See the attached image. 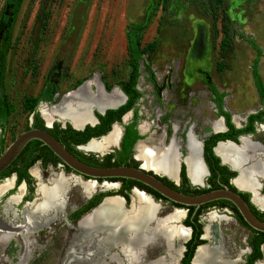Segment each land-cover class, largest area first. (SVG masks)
<instances>
[{
  "label": "rangeland",
  "instance_id": "374dc122",
  "mask_svg": "<svg viewBox=\"0 0 264 264\" xmlns=\"http://www.w3.org/2000/svg\"><path fill=\"white\" fill-rule=\"evenodd\" d=\"M40 1L23 0L11 26L9 42L6 43L5 33L10 24L11 13L5 0H0V99L8 108L4 131L0 128L3 148L26 128L31 110L24 106V99L36 97L41 88L49 91L51 97L40 100L35 105V111L40 115L44 111L49 115L50 112L54 113L62 105L66 93L82 84L87 85L92 96L99 91L100 97L109 99L111 96H103V89L109 91L114 86V81L124 78L129 71L124 32L127 25L135 22L145 24L140 31L141 46L154 42L153 49L142 52L139 60L138 87L142 91L139 110L145 117L150 113L146 119L155 122L152 111L158 108L166 119L164 137L159 136L155 141L144 138L139 140L140 143L146 146L161 143L166 147L170 140L174 141L179 164L186 154L185 133L189 131L195 134L197 140H201L212 130L210 121L214 118V109L202 76L218 91L225 93L223 108L230 114L236 127L244 123L248 113L259 108L250 70L254 50L238 34L243 32L253 37L260 48L258 72L264 85V0H227L226 12L234 35L233 49L225 59V67L219 64L221 58L218 56L217 45L220 33L218 32L215 42L212 43L207 22L184 0H171L165 12L161 9V0H51L43 2L42 6ZM151 5L156 8L150 14ZM1 15L7 16L6 22L1 21ZM63 95L65 96L60 101ZM95 110L92 107V111ZM58 116L55 113L50 115L48 125L52 121L67 122ZM190 135L193 136L188 134V138ZM244 137L247 138L242 139L240 150H244L245 158L240 167L247 169L259 164L263 173L259 176L260 183L264 180V121L255 124L254 132ZM239 143L240 140L237 141ZM84 146L75 149L84 154L101 157L102 154L98 151H87ZM256 158L259 160L251 162ZM248 161L251 164L244 167ZM31 170L37 172V176L31 174ZM29 171L34 188L37 182H46L52 171L70 173L78 176L81 181L87 180L75 173L64 171L60 164L41 168L35 163ZM13 179L14 176L10 175L0 180L1 185L11 181V186L0 194V219L4 223L12 218L20 220L27 203L38 200L35 190L29 200H23L26 195L25 184L13 186ZM94 182L96 190L89 197H85L78 186L70 188L66 195V205L56 219L58 225L53 226L44 240L37 239L46 231V226L31 230L32 235L26 240L30 245L25 252L20 250L23 243L19 239L23 242L25 240L22 235H15L14 238L1 242L2 264H114L111 262V255L115 254L120 258L115 259L119 264H150L158 256L168 258L167 247L165 249L156 243L161 240L167 246L162 237L146 241L140 248L141 259L129 255L121 244L107 246L103 228L87 225L86 218L89 214L80 220L78 226L83 243L78 249L71 248L74 258L69 256V244L63 235L64 227H68L70 233L77 221L99 204L103 197L120 196L114 193L118 182ZM259 183L256 184L257 189ZM242 192L248 195V199L251 198L249 191ZM252 194L254 203L262 207L255 201L254 192ZM12 195L17 196L18 200L9 204L7 200ZM131 196L132 192H129V201L125 208H131ZM154 202L159 205L158 217L167 216L173 209L183 211L178 220L183 225L182 220L186 215L184 208L175 207L165 200L156 199ZM251 204L259 211H264L263 207ZM208 212H214L220 217L217 232L225 257L228 260L234 259L232 264H241L247 253L250 228L241 224L228 208L216 206L208 210L202 209L199 220L203 227L206 223L204 217ZM24 220L29 225L25 216ZM148 231L151 233L154 230ZM76 239L77 237H73L72 243ZM204 241L206 244H216L206 238ZM182 243L183 241L180 242ZM111 248L120 250V255ZM260 249L262 258L258 262H264V244ZM181 252L182 249L172 261H166L165 264H179Z\"/></svg>",
  "mask_w": 264,
  "mask_h": 264
},
{
  "label": "trees",
  "instance_id": "16d2710c",
  "mask_svg": "<svg viewBox=\"0 0 264 264\" xmlns=\"http://www.w3.org/2000/svg\"><path fill=\"white\" fill-rule=\"evenodd\" d=\"M49 1L51 0H41L40 5L42 6L43 2L45 3ZM184 1L186 3L189 2V6L191 7V9L199 13V16L202 18V20L207 22L212 43L215 42L218 32L220 33V38L217 45L218 56L221 58L220 61L221 63L219 64H222L225 67L226 66L225 59L229 57L233 49L232 39L234 35V31L230 26V21L226 12L228 7L227 0H184ZM22 2L23 0H5V3L10 6V13H11L9 16L10 24L7 29V32L5 33L6 43L9 42L11 26L14 23V20L16 18V15L18 13V10ZM170 3L171 0H161V9L165 12L169 8ZM155 8L156 6L151 5L149 13L151 14L150 11L154 10ZM1 19H2L1 21H3L4 23V21L6 22L7 20V16L1 15ZM144 27H145L144 23L135 22L130 25H127L124 32L125 50L128 57V65L130 72L129 83L127 86L123 87V90L128 94V99L125 102V104L120 105L115 109L106 110L105 115H101L95 112V115L99 119V122L93 127L86 126L83 130H75L71 128L70 125H67V129H69V137L68 135H62L61 137L60 134L59 135L55 134L56 136L54 135V137L57 140H59L61 144H63L70 152H72L75 156H77L78 158H80L81 160L87 163L100 165V166L120 165V164L136 166V163L134 162L131 163L127 162L128 159L127 153L130 152V148L133 142L137 138H140V136L136 135L134 131H133L134 134L128 140L126 139L123 140L121 144V149L119 151H116V154L108 153L101 157H97L92 154H84L76 150L74 146L77 144L85 143L91 136H99L107 132L110 128L112 119L114 118L115 120H119L120 116L132 106L134 100L140 95V93L134 88L136 77L139 75V71H138L139 60L141 58L142 52L147 50L151 51L154 46L153 41L146 43L144 46H141L140 31H142ZM238 36L244 39L245 42L254 50V57L252 58L251 61L250 70H251L252 83L254 85L259 101V108L256 111L248 113L245 116V124L242 127L234 126V124L230 120V114L222 109L223 96L225 95V93L218 91L216 87L208 80H204L207 83L208 88L212 91L214 95L213 100L216 103L218 114H221L224 117V123L225 126L227 127L226 131L218 132L211 135L209 138L213 140L208 146H206L208 139L203 141V149L205 150L206 148L207 150V152L204 151L203 155L206 156V154L208 153V156L218 163L220 162L219 158L216 155H214V153L212 152V146L216 140L230 139L234 142H237V136L239 134L253 133L255 130V122L262 123L264 121V85L261 81L258 72V61L261 55V50L256 44L253 37L249 35H245L243 32L239 33ZM50 97L51 94L49 93V91H45L44 89L41 88V90L39 91L36 97L34 98L27 97L24 99V106L30 109L31 110L30 112L33 111L34 122L32 123V127L44 128L41 118L39 117L38 113L34 111V105L38 101L48 100L50 99ZM7 112H8V108L6 104L4 103V101L0 99V128L2 129V132L4 131ZM107 114H113V116L108 118L106 117ZM26 128H28V126H26ZM53 128L54 130H57L59 133L61 131L64 132V130L62 129L58 130L56 124H54ZM129 128L130 127H128L127 129L129 130ZM48 130L51 131V129ZM2 149H3V143L1 137L0 152L2 151ZM35 160H40L42 165H45L48 162L52 164L61 163L57 157H55L53 154H51L46 149H44L36 142H34L32 146L27 150V152L16 163V165L11 169V171L15 170L17 172V180L24 178L26 182H30V177L26 172V168L32 165L33 162H35ZM219 165H220L219 168L221 169V173L227 172V175L224 178L225 185L235 190L232 184H230L228 181V178L233 177L235 175V172L230 170L225 164H219ZM64 168L69 170V168L66 166H64ZM180 175L184 183L181 185V188L178 190L184 193H199L212 188H217L219 186L216 182H214V180H212L211 182L212 184L209 188L191 187L188 184L187 178L184 174V167L182 164L180 166ZM161 179L164 182H166L168 185L174 187L171 184V182L168 181L165 177H161ZM96 180L99 181L98 179ZM131 185H137L140 189H143L146 192L150 193L156 199L167 201L157 192L140 183L128 182V184L124 185L119 190H116L114 193L123 196L127 200L128 199L127 192ZM261 193L264 195V182H263V187L261 189ZM109 194H112V192H110ZM240 194L245 199L251 211L259 219L264 220V211H259L258 209H256L248 201V195L246 193L240 192ZM169 203L175 207H181L186 210V215L182 220V223L184 226H189L191 228V236L184 243L185 250L182 253L180 263L191 264L190 258L193 254L194 248L198 244L204 242L203 239L196 238L201 233V223L199 222V215L201 214L202 209H187L172 202ZM214 206L216 207L228 206V208L233 212L236 219L241 224L247 226L241 219L236 208L231 203L221 201ZM250 230L251 233L248 237V244L251 248V252L246 256V259L248 261L246 264H253L254 260L261 258L260 246L264 244V237H262L258 231L253 229Z\"/></svg>",
  "mask_w": 264,
  "mask_h": 264
},
{
  "label": "bare ground",
  "instance_id": "6f19581e",
  "mask_svg": "<svg viewBox=\"0 0 264 264\" xmlns=\"http://www.w3.org/2000/svg\"><path fill=\"white\" fill-rule=\"evenodd\" d=\"M74 91H71L73 93L65 94L66 96H63L62 105L54 110V113L59 115L61 119H69L70 123L74 126H79L82 122L90 121L91 118L87 112L89 106H96L97 109H101L107 105H115L119 100L116 90L113 91L109 99L100 97L99 91L92 96V93L90 94L87 90L86 84H82L81 87H78ZM43 113L49 122L50 115L45 111ZM220 127L218 122L213 123L214 129H219ZM116 136L117 128L115 127L109 135L100 139L89 140L90 142L88 141L89 143L87 142L88 144L84 148L102 153L108 150L111 145L116 144ZM186 148L188 151L186 163L189 176L194 183H198L205 171L199 159L200 146L191 135L188 138ZM137 150V156L143 159L144 163L142 165L145 168H153L169 176L174 174L177 158L174 141H171L169 147L162 149L160 152L156 147L146 145H139ZM243 151L230 144L221 143L216 147V152L225 162L241 171L235 179V185L239 188L252 190L255 201L264 207L263 200L256 193V184L258 183L256 182V178L263 174L261 166L256 164V166H251V168L247 169L240 167L241 162L245 158ZM74 185H79L87 196L96 190L94 181L84 182L75 175L65 176L55 174L52 178H49L48 183L41 185L39 190L43 201L36 207L37 212L34 211V216L38 211L47 206L51 207L54 205L58 209H61L68 190ZM5 187L6 185L0 186V194L4 191ZM158 209V203L152 201L148 195L135 191L130 209L124 208L122 200L119 197H111L89 213L86 223L89 227L103 228L106 234L107 246L121 244L128 251L129 255H135L138 259L142 258V250L140 248L146 241L148 242L151 238H164L167 243L168 258H157L150 264H165L166 261H172L178 252V249L172 245L173 239H183L187 235V230L178 223L179 218L183 215L182 211L176 210L165 217H158ZM205 218L208 222L206 230L209 235L211 234V225L217 223L220 217L213 212L207 214ZM148 230L154 231L150 233ZM222 252L223 250L220 247H201L198 250L197 256L195 253L193 263L195 261V264H228L227 261L220 258Z\"/></svg>",
  "mask_w": 264,
  "mask_h": 264
},
{
  "label": "flooded vegetation",
  "instance_id": "af4514ba",
  "mask_svg": "<svg viewBox=\"0 0 264 264\" xmlns=\"http://www.w3.org/2000/svg\"><path fill=\"white\" fill-rule=\"evenodd\" d=\"M129 77H130V72L128 71V73L126 74V76L124 77V78H121V79H119V80H116V81H114V86L116 87V88H113L112 90H111V92H110V90L109 91H106L105 89H103V96H105V97H109V96H111L112 94H113V91L114 90H116V92L118 93V96H119V100H118V102L117 103H119L118 104V106L117 107H119L120 105H123V104H125V102L127 101V99H128V94L123 90V87H125V86H127L128 85V83H129ZM203 77V81L204 80H207V78L205 77V76H202ZM138 78H139V75L136 77V81H135V84H134V88L140 93V95L134 100V102H133V104H132V106L128 109V110H126L123 114H125V116L122 118V116H123V114L120 116V118H119V120H115L114 118L112 119V122H111V124H110V128H109V130L108 131H110L108 134H106L107 132H105L104 134H106V135H104V134H101V135H104V136H107V135H109L113 130H114V128L116 127L117 128V136L118 135H120L119 136V140H118V146H115V144L114 145H111L110 146V148H109V150H108V152H105L104 154H102L101 156H103V155H105V154H108V153H113V154H116V151H119L120 149H121V144H122V142H123V140H128L134 133H133V131L135 132V134L136 135H139L140 136V138H137L134 142H133V144H132V146H131V148H130V152H128L127 154H128V159H127V162L128 163H131V162H134V163H136V166L139 164V163H141V165L144 163V161H143V159L142 158H140V157H138L137 156V153H138V150H137V147L139 146V145H146V144H144V143H140L139 142V140L140 139H144V138H150L151 140H158L159 139V136L162 138V137H164V128H165V117L162 115V112H161V110H159L158 108H156V109H154L153 111H152V115L154 114V117H155V122L152 120V119H150L149 121L146 119V118H148L151 114L149 113V115L147 114L146 115V117L143 115V114H141V112H140V110H139V103H140V100H141V97H142V91H141V89H139V87H138ZM205 82V81H204ZM206 83V82H205ZM114 86H112V87H114ZM111 87V88H112ZM206 87H207V90H208V92H209V94H210V100H211V102H212V105H213V109H214V118L210 121L211 123V128H212V130L211 131H209V132H207V134H206V136L203 138V139H201V140H197L196 138H195V134H193V133H191V132H187V134L185 133V136H186V138H185V155L183 156V158L181 159V161L182 162H180L179 164H178V177H177V181L176 182H173V180H170V179H168V178H166L165 176H161V177H165L168 181H170L171 182V184L176 188V189H180L181 188V185L184 183L183 181H182V178H181V175H180V166H181V164L183 165V167H184V174H185V176H186V170H187V174H188V177H189V179L191 180V178H190V176H189V173H188V166H187V163H186V158H187V156H188V151H187V148H186V145H187V139H188V134H192L193 136V138L195 139V141L196 142H198V144H199V142L201 143V146H202V152H201V156H202V159H203V162H204V164H205V166H206V168H207V170H208V174L206 175V173H204V175H202V177H201V179H200V182H198V183H194L192 180H191V182L192 183H194V184H197V185H199V184H201V180H203V182H202V185L204 186V187H202V185L201 186H192V185H190V183L188 182V184L191 186V187H196V188H209L210 186H211V182H212V180H214V182H216L219 186L218 187H221L222 185H225V182H224V178L226 177V175H227V172H223V173H221V169L219 168V164H222L221 162H215L211 157H209L208 156V153L206 154V156L205 155H203V153H204V151L205 152H207V150H206V148H205V150L203 149V141L204 140H207L208 139V141H207V144H206V146H208L210 143H211V141L213 140V139H210L209 137L211 136V135H213V134H215V133H218V132H224V131H226L227 130V127L225 126V123H224V117L221 115V114H218V111H217V106H216V103L214 102V95H213V93H212V91L208 88V86H207V83H206ZM110 88V89H111ZM68 93H70V92H68ZM68 93H66V94H68ZM64 96V95H63ZM63 96L61 97V99H60V101L62 100V98H63ZM60 101H59V103H60ZM39 102V101H38ZM37 102V103H38ZM36 103V104H37ZM58 103V104H59ZM116 103V104H117ZM35 104V105H36ZM57 104V105H58ZM115 104V105H116ZM35 105H34V111H35ZM56 105V106H57ZM56 106H54L53 108H56ZM107 106H114V105H107ZM96 106H94V108H95ZM116 107V108H117ZM53 108L50 110V111H52L53 110ZM108 109H115V108H108V107H106L105 109H104V111L102 112V113H99V112H97V110H95V111H92V113H93V115L95 116V118H96V121L94 122V124L93 125H86V126H90V127H93V126H95L98 122H99V119L97 118V116L95 115V112H97V113H99V114H101V115H105V113H106V110H108ZM222 109L223 110H225L224 108H223V106H222ZM36 112V111H35ZM164 113V112H163ZM52 114H54V113H51L50 112V115L52 116ZM38 115H39V117L41 118V120H42V122H43V126H44V128L45 129H51V131H49L48 130V132H52L51 134L54 136L55 134L57 135H59L60 134V137L62 136V135H68V137H69V129H67V125H70L69 124V122L68 121H70V120H68V119H63V120H67V122H59V121H52L51 122V124H50V126L48 125V126H46V123H48V119L45 117V115L43 114V113H41V115L38 113ZM58 116V115H57ZM113 116V114H107V116L106 117H108V118H110V117H112ZM162 116V117H161ZM45 119V121H44V119ZM59 118H60V116H58ZM29 120H28V124H27V126H28V128L29 127H32V123L34 122V117H33V111L32 112H30V114H29V118H28ZM47 119V120H46ZM51 119V118H50ZM61 119V118H60ZM230 120H231V122H232V119H231V116H230ZM214 122H218L219 124H220V126L222 127H224V130H222L221 129V127L219 128V129H214L213 128V123ZM116 124V126L115 127H113L112 128V125L113 124ZM233 123V122H232ZM258 122H255V124H257ZM54 124H56L57 125V129L59 130V129H62V130H64V132H58L57 130H54V128H53V126H54ZM245 124V120H244V123L240 126V127H242L243 125ZM85 126V127H86ZM235 126V125H234ZM71 127V126H70ZM84 127V128H85ZM128 127H130L129 128V130L127 129ZM72 128V127H71ZM83 128V129H84ZM25 129H27V128H25ZM82 129V130H83ZM76 130V129H75ZM215 130H218V131H215ZM128 131V132H127ZM249 134H251V133H246V134H239L238 136H237V141L238 140H240V143H239V145L238 146H234V145H232V144H230V143H227V142H219V141H231V142H234V141H232V140H230V139H224V140H216L215 142H214V144H213V146H212V148L215 146V148H214V151H215V153L217 154V156L218 157H220V155H218V153L216 152V147L219 145V144H221V143H223V144H230V145H232V146H234V147H236V148H241L242 147V139L243 138H247V137H244V135H249ZM55 135V136H56ZM101 135H99V136H101ZM241 135H243L240 139L238 138L239 136H241ZM99 136H91L90 138H96V139H100V138H102V137H100L99 138ZM103 136V137H104ZM117 136H116V138H117ZM89 138V139H90ZM249 140V139H248ZM90 142V141H89ZM88 142V143H89ZM170 142H171V140L169 141V143H168V145L170 144ZM217 142H219V143H217ZM88 143H85L84 145H86V144H88ZM236 145H237V142H234ZM249 143L250 144H253L252 142H250V140H249ZM78 145H80V144H77V145H75L74 147L75 148H77V147H79V148H81V146H78ZM167 145V146H168ZM200 145V144H199ZM83 146V145H82ZM148 146V145H147ZM166 146V147H167ZM149 147H156L157 149H158V151L160 152V151H162V149H164V148H166V147H163L162 146V144L161 143H159L158 145L156 144V145H153V146H149ZM87 151H91V150H87ZM92 152H96V151H92ZM212 152H213V150H212ZM248 152V151H247ZM99 153H101V152H99ZM95 156H97L96 154H94ZM177 157H178V153H177ZM221 158V160L222 161H224L223 159H222V157H220ZM254 160H259V159H252L251 160V162L252 161H254ZM225 162V161H224ZM35 163H38L39 164V166L41 167V168H44V167H47V166H56L57 164H60L61 166H62V168H63V170L64 171H69V172H71L70 170H67L66 168H64V166L61 164V163H56V164H52V163H50V162H48V163H46L45 165H42V163L40 162V160H35V162H33V164H35ZM225 163H227V162H225ZM32 164V165H33ZM176 164H177V158H176V161H175V166H174V168L176 167ZM228 165H230L229 163H227ZM251 163H250V161H248L246 164H244V167H246V166H249ZM32 165H30L29 167H27L26 168V172L28 173V175H29V177H30V182H26V180H24V178H21L20 180H17V172L15 171V170H12L6 177H8V176H10V175H13L14 176V181H13V186H19L21 183H23V184H25V187H26V195L23 197V200H29L28 198H29V196L31 195V194H33V192H34V190H35V194L38 196V200L36 201H33V202H30V203H27V205H26V208H24L23 210H22V216H21V219L19 220V219H14V218H12V219H8V222H6V223H4L3 222V220H1L0 219V243L2 242H5V241H8L9 239H11V238H14L15 237V235H17L18 237L20 236V235H22V239H25L24 240V242L21 240V239H19V241L21 242V243H23V244H21V248H20V250L21 251H23V252H25L26 250H27V248H29V245H30V243H28V242H26V240L28 241L29 240V238L31 237V235H32V233H31V230H35V229H37V228H40V227H44V226H46V231L45 232H43L41 235H40V237H39V239H37V240H39V241H42V240H44L45 238H46V235H48V233L49 232H51V230L53 229V226H55V225H58V222H56V219H57V216L60 214V212H62V210H63V208L65 207V205H66V196H65V199H64V202H63V206H62V208L61 209H58L57 208V206H51V207H46V208H43V209H41L40 211H38V213L34 216V211H36V207L38 206V204L39 203H41L42 201H43V197H42V194H41V192H40V187H41V185L42 184H45V183H48L49 182V178H52L55 174H62V175H65V176H70V173L69 174H64L63 172H61V171H58L57 173H54L53 171H52V174L46 179V182H44V183H42V182H37V184H36V186H35V188H34V182H33V179H32V177H31V175H30V171H29V169H30V167L32 166ZM143 166V165H142ZM231 166V165H230ZM144 167V166H143ZM232 167V166H231ZM147 168V167H146ZM150 169H153V168H150ZM154 171H157V170H155V169H153ZM203 170H204V168H203ZM231 170V169H230ZM205 171V170H204ZM233 171V170H232ZM158 173H162V172H159V171H157ZM239 172V171H238ZM240 173V172H239ZM31 174H34L35 176H37V172H35L34 170H31ZM164 175H167V174H165V173H163ZM73 175V174H72ZM174 175V174H173ZM173 175L172 176H169V175H167L168 177H170V178H173ZM206 175V176H205ZM76 176V175H75ZM205 176V177H204ZM264 176V175H263ZM161 177H159L160 179H161ZM204 177V178H203ZM85 178V177H84ZM187 178V177H186ZM237 178V176L233 179V181H232V183L235 185V179ZM259 177H257L256 178V182H258L259 183ZM82 180V179H81ZM88 180H90V181H93V180H91V179H87V180H84V181H88ZM162 180V179H161ZM230 180V178H228V181ZM99 181H101V180H99ZM163 181V180H162ZM187 181H188V179H187ZM111 182H118V186H117V189L116 190H119L121 187H123L124 185H126V184H128V182L127 183H125V182H119V181H111ZM164 182V181H163ZM263 182H264V180H262L260 183H259V187H258V191L260 192V194H262L261 193V189H262V187H263ZM166 183V182H165ZM167 184V183H166ZM3 185H6V187L4 188V191H6L10 186H11V181H7L6 183H3ZM0 186H1V184H0ZM75 186H78L79 188H80V190H81V192L84 194V196L85 197H89V196H87L83 191H82V188L79 186V185H75ZM235 186H237V185H235ZM238 187V186H237ZM239 188V187H238ZM134 189H137V190H134ZM239 189H241V188H239ZM70 190V189H69ZM68 190V191H69ZM244 190H246V191H249L250 193H251V201H252V203L254 204V205H256L255 203H254V201H253V192H251V190L250 189H244ZM3 191V192H4ZM135 191H138V192H144V194L145 195H147V194H149L150 196H152L150 193H148V192H146L145 190H143V189H140L137 185H131L130 186V188L128 189V192H127V195H128V193L129 192H132V196L135 194ZM257 191V192H258ZM2 192V193H3ZM142 192V193H143ZM68 193V192H67ZM242 193V192H241ZM258 194V193H257ZM67 195V194H66ZM119 195V194H118ZM263 195V194H262ZM132 196H131V202H133L132 201ZM111 197H115V196H110V197H103V199L101 200V202L99 203V204H97L94 208H92L86 215H84L82 218H80L78 221H77V223H76V225H75V227L73 228V230L69 233V228L68 227H64V229H63V235H64V238L65 239H67V241H68V244H69V247H68V250H69V256L71 255V257H73V254L71 253L72 252V249L71 248H75V249H78V247H80L79 245L81 244V243H83V240H82V237H80L79 236V234L81 233L79 230H80V228H78V226H79V223H80V220H82L83 218H85L89 213H91L92 212V210L93 209H95L98 205H100V204H102L106 199H108V198H111ZM117 197V196H116ZM120 198H122V204H123V206H124V208H125V205H126V203L129 201V197H128V199L126 200L123 196H121L120 195ZM152 198H153V200H156V198H154L153 196H152ZM17 200H18V197L17 196H14V195H12V196H9L8 197V200H7V202L10 204V203H16L17 202ZM158 200H161V199H158ZM248 201H249V199H248ZM131 202H130V204H129V207L131 206L132 207V204H131ZM33 206V207H32ZM257 207H259L258 205H256ZM263 207V206H262ZM262 207H259V208H262ZM220 208H223V207H220ZM224 208H228V206H225ZM30 209V210H29ZM126 209H128V208H126ZM175 209H178V208H175ZM229 209V208H228ZM263 209H264V207H263ZM230 210V209H229ZM5 211V210H4ZM173 211H174V209H173ZM181 211V210H180ZM231 211V210H230ZM37 212V211H36ZM183 212V211H182ZM216 212V211H215ZM24 213H25V215H24ZM171 213V212H170ZM209 213V212H208ZM233 213V212H232ZM206 215V214H205ZM219 215H221V214H219ZM24 216H25V218H26V220H27V222L29 223V225L26 223V221L24 220ZM165 216V215H164ZM200 216V215H199ZM204 220L206 221V223H205V225H204V227L202 226V224H201V233L199 234V236H197L196 238H199V239H203L204 240V238H206V239H209V240H211V242H216V244L214 243H212V244H207V245H202V246H199V247H197V249L199 250L201 247H211V248H214V247H220V249L221 250H223V248H222V244H221V241L218 239V232H217V224L220 222H217V223H213L212 225H211V234H209L208 235V233H207V227H208V222H207V220H206V218L204 217ZM225 220H227V219H225ZM225 220H222V221H225ZM199 222H200V220H199ZM54 223V224H53ZM201 223V222H200ZM48 225V226H47ZM184 227V226H183ZM189 228V233H188V228ZM186 230H187V235L183 238V239H181V240H176V239H173L174 241L172 242V245H173V247L174 248H176V249H178V252H177V254L176 255H178L179 254V252H180V250L182 249V252H181V256H182V253H183V251L185 250V246H184V243L189 239V237L191 236V228L189 227V226H186V227H184ZM69 234H70V241H69ZM189 234V235H188ZM78 235V236H77ZM98 235H100V233L98 234ZM202 235H203V237H202ZM187 236H188V238H187ZM73 237H77V239H78V241H77V239L72 243V239H73ZM99 237V236H98ZM249 237V236H248ZM181 241H183V243L182 244H180V242ZM159 246H161V247H163V248H165L166 249V245H165V243H163L161 240L160 241H158V242H156ZM203 243H205V241L203 242ZM202 244V243H201ZM219 245V246H218ZM247 246H248V248H246V255H244V258H243V261H242V263L241 264H246L248 261H247V259H246V256L251 252V248H250V246H249V244H248V239H247ZM183 247V248H182ZM261 247V246H260ZM195 250V253H196V256H197V253H198V250ZM111 250H117L118 251V249H112L111 248ZM120 251V250H119ZM119 251H118V255H120L119 254ZM197 251V252H196ZM260 251H261V249H260ZM195 253H194V255H195ZM88 254V253H87ZM225 252H224V250H223V252H222V254H220L221 256H220V258L222 259V260H224V261H227L228 262V264H232V262H234L235 260L233 259V260H228L226 257H225ZM122 255H123V253H122ZM166 255H167V250H166ZM165 255V256H166ZM84 256H86V255H84ZM115 258H114V257ZM165 256H163V257H165ZM181 256H180V258H179V264H181L180 263V259H181ZM81 257H83V256H81ZM118 256H116V254L115 255H111V262H113L114 264H117L118 263V261L117 260H115L116 258H117ZM159 257V256H158ZM157 257V258H158ZM74 258V257H73ZM84 258V257H83ZM154 258H156V257H154ZM153 258V259H154ZM261 258H262V252H261ZM260 258V259H261ZM118 259L120 260V258L118 257ZM151 260H153L152 258H150ZM149 259V260H150ZM195 259H196V257H195ZM236 260H238V258H236ZM258 260L259 259H256V260H254L253 261V264H258V263H263L264 264V262H258ZM115 261V262H114ZM257 261V262H256ZM256 262V263H255ZM3 263V259L0 257V264H2ZM119 264V263H118ZM193 264H195V261H194V263Z\"/></svg>",
  "mask_w": 264,
  "mask_h": 264
},
{
  "label": "water",
  "instance_id": "95a60500",
  "mask_svg": "<svg viewBox=\"0 0 264 264\" xmlns=\"http://www.w3.org/2000/svg\"><path fill=\"white\" fill-rule=\"evenodd\" d=\"M151 7V6H150ZM149 7V10H150ZM81 85L77 86L75 89L80 87ZM115 86L110 89V92ZM74 89V90H75ZM73 90V91H74ZM119 103L114 106H105L101 109H95L97 112L102 113L106 107L108 108H116ZM87 112L90 116L89 122H82L79 126H74L69 122L70 126L76 130H82L86 125H93L96 121L95 116L92 113V107L89 106ZM125 116L123 114L122 118ZM43 118V117H42ZM44 119V118H43ZM45 120V119H44ZM50 122V121H49ZM46 123V126H48ZM116 124L112 125V128L115 127ZM224 130V127H221ZM111 131V130H110ZM108 131L106 134H108ZM218 131V130H215ZM104 134V135H106ZM104 135L99 136L103 137ZM119 136L116 138L115 146H118ZM243 135L239 136L240 139ZM96 139L90 138L89 140ZM36 142L38 145L46 149L48 152L53 154L57 157L61 164L68 167L72 173L85 177L86 179L91 180H108V181H119V182H130V183H140L143 184L167 201L177 204L179 206L185 207L187 209H203L208 210L209 208L213 207L214 205L218 204L219 202H228L231 203L237 210L238 214L240 215L243 222L253 230L259 232V234L264 237V220L259 219L249 208L248 204L246 203L245 199L241 196L240 192L244 189H239L235 186L232 181L233 179L239 175V172L236 168L231 167L227 163L221 160L220 157L214 151L215 146L212 148L214 155H216L222 164H225L229 169L236 171V174L230 178L229 183L235 188V190L229 188L227 185H222L221 187L212 188L203 192L199 193H184L179 191L178 189L166 184L163 182L159 177L165 176L166 178L173 180V182L177 181L178 177V163L174 168V175L173 178L164 175L163 173H158L150 168H145L139 163L137 166H130V165H109V166H100L95 164L87 163L77 156H75L72 152H70L59 140H57L50 132H48L45 128H38V127H29L27 129L22 130L16 136H14L10 142L2 149L0 152V180L6 177V175L11 171V169L16 165V163L21 159V157L27 152V150L32 146V144ZM219 142H227L234 146H238L239 144H235L231 141H219ZM217 142V143H219ZM80 144L78 146L84 145ZM200 146V163L205 170L206 175L208 174V170L203 162L201 152L202 146L199 142ZM106 151L102 152L104 154ZM205 175V176H206ZM204 176V177H205ZM186 177L190 185L195 186L196 184L192 183L188 177L187 170H186ZM203 177V178H204ZM203 180H201L202 185ZM137 190V189H134ZM258 191V190H257ZM143 192V191H142ZM144 193V192H143ZM260 198L264 202V195L257 192ZM150 199L153 200L152 196L147 194ZM120 198V196H117ZM106 198V197H105ZM122 200V198H120ZM123 201V200H122ZM249 202L252 203L251 198H249ZM182 225V224H181ZM184 226V225H182ZM186 227V226H184ZM188 228V227H187ZM189 233V228H188ZM189 235V234H188ZM203 237V235H202ZM188 238V236H187ZM207 245L206 243L198 244L193 251V254L190 258V263L193 264L194 253L197 247ZM183 248V247H182ZM257 262V261H256ZM255 262V263H256Z\"/></svg>",
  "mask_w": 264,
  "mask_h": 264
}]
</instances>
